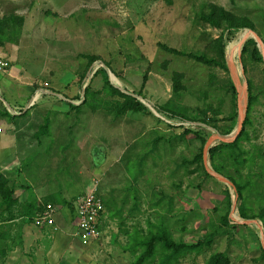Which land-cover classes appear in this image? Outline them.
<instances>
[{
    "label": "rangeland",
    "instance_id": "obj_1",
    "mask_svg": "<svg viewBox=\"0 0 264 264\" xmlns=\"http://www.w3.org/2000/svg\"><path fill=\"white\" fill-rule=\"evenodd\" d=\"M209 4L248 18L256 33H264V0H0V17L13 18L5 31L9 39L0 45V55L10 62L0 73L6 87L0 99V176L18 201L10 209L0 207V264H131L141 251L131 249L134 233L142 238L160 225L175 242L188 245L215 234L200 253L175 264H203L216 252L231 264H264L258 225L239 223L246 219L238 214V197L231 211L235 191L203 175L193 161L200 140L183 134L190 128L208 138L218 130L160 110L169 104L187 115L206 111L220 128L230 123L229 73L162 47L215 56L221 36L225 55L235 56L249 28L202 23L197 14ZM91 57L96 60L89 65ZM240 59L238 53L240 79L251 81L256 96L240 141L250 160L240 171L252 182L245 192L247 212L258 214L264 211V63L246 61L244 67L241 54ZM106 63L120 88L141 91L154 109L145 105L147 111L116 114L114 104L122 99L95 92L103 87L96 71ZM174 72L182 74L179 93L173 91ZM84 85L90 86L86 97ZM7 103L14 106L11 112ZM96 146L103 148L104 160L94 159ZM94 181L104 201L101 236L82 243L73 235L74 212L62 200L74 208ZM25 201H55L59 230L39 227L35 215L20 216ZM226 213L228 227L221 221Z\"/></svg>",
    "mask_w": 264,
    "mask_h": 264
},
{
    "label": "trees",
    "instance_id": "obj_2",
    "mask_svg": "<svg viewBox=\"0 0 264 264\" xmlns=\"http://www.w3.org/2000/svg\"><path fill=\"white\" fill-rule=\"evenodd\" d=\"M207 7H208L207 10L203 9L197 14L198 19L206 25H209L214 28H219L222 30H230L232 28L233 29L249 28L255 30L253 22L250 21L248 18L238 17L232 12L227 11L224 8L215 4H209ZM11 19L13 18L0 17V45H3L5 41L9 39L8 37H5V31H7L6 27H9L8 23L10 22ZM257 33L261 37L264 43V33L262 32H257ZM215 43H216L214 45V47L216 48L215 56H208L206 53L200 51L186 52L185 50L168 47L166 45H162V47L172 54L185 56L187 58H191L195 61L201 62L208 66L216 65L221 69H223L228 74L226 61H225L224 45L222 44V37L220 36L218 39H216ZM238 51L236 52V55L238 54ZM241 58L244 67L246 66V61H250L252 63H264L261 53L259 52L257 44L253 38H249L244 43L241 51ZM94 60H96V58L91 57L89 59L88 64L90 65ZM106 66L108 67L107 63ZM96 73H99L101 75L103 87L101 90H97L95 92L99 94L101 91H105L108 94L117 95L122 99V101L117 100L114 104V110L116 111V114L120 115L127 111L130 112L147 111L145 105L152 107V105H150L145 100L140 99L145 104L144 105L132 95L123 93L118 88L113 86L110 83L107 72L104 68L98 69ZM181 78H182L181 73L174 72L172 77L174 93H179L180 89L182 88ZM110 79L111 82L116 86L123 87L119 83L118 78L114 74L110 73ZM225 83H226V90L232 94L231 101H232L233 110L226 117V119L230 123L224 128L218 127L216 122L217 119L215 117H207L206 111H203V114L200 117L197 115H187L185 112L171 108L169 104L164 105L163 107L160 108V110L170 115L171 117H176L182 121L201 123L206 126H210L214 129H217L222 134H228L233 130L235 126L237 108H236V91L229 76H227V80ZM89 90H90V86L87 85L84 90L85 97ZM137 95L144 97L141 91H138ZM83 101L85 102L86 99ZM255 101H256V96L253 94L252 83L251 81L248 80V108H247V114L243 124L242 132L237 137V139L232 143H218L212 146L208 153V159L211 168L215 172L228 178L234 184L236 188V192L238 194V200L240 201V203L237 206V211L240 218L242 219L259 218L264 229V211L258 214H254V213L249 214L247 212V206H246L247 198H245V192L251 190L252 182L251 179L243 180L240 171L241 167L245 166L246 163L249 162L250 160V158L246 156L247 152L243 149V147H241L240 141L242 138L247 136V132L244 128L250 123L249 113ZM70 107L75 108L78 106H74L70 104ZM5 112L7 115H9L7 111ZM43 128H45V126H42L40 128L39 134L45 132L42 130ZM190 132H192L196 136V138L200 140L201 143L200 151L194 156L193 161L199 164L198 168L201 169V172L205 177H212L206 172L202 158V149L207 138L204 135H202L198 130L194 131L190 128L183 129V134H188ZM231 169L234 171V174L231 173L230 171ZM6 184H7L6 179L0 176V207H3L4 209H10L12 206L17 205L18 201L16 197H14L13 186H7ZM225 194H226L227 204L230 205V194L227 189L225 190ZM47 202L49 201H45L44 203L35 202V201H25L20 205L21 209L19 211V214L20 216L29 218L28 220H30V218H32L36 213L41 211L42 206ZM51 202L55 203V201H50V203ZM62 203L67 205L68 208L72 212H74L73 205L70 202H66V200H62ZM221 221L224 224V226L226 227L229 226L227 213L224 216H222ZM232 227L235 228L236 226L233 225ZM214 235H215L214 232H212L204 240L198 241L195 244L188 245L181 242H175L171 238L167 229L161 225L158 226L157 231H150L148 235L143 236L142 238H139L136 231L134 233V236L132 237L134 242L131 249L134 250L135 248L140 246L141 251L134 257V260L131 264H150L155 259L158 260L159 264H175L181 257L185 256L188 253H196V254L200 253L205 246H209L211 244ZM260 257L264 260L263 248H261ZM203 264H231V263L229 257L224 252H216L210 255L209 258Z\"/></svg>",
    "mask_w": 264,
    "mask_h": 264
},
{
    "label": "water",
    "instance_id": "obj_3",
    "mask_svg": "<svg viewBox=\"0 0 264 264\" xmlns=\"http://www.w3.org/2000/svg\"><path fill=\"white\" fill-rule=\"evenodd\" d=\"M248 33L249 35H247L246 37H244L241 42H240V51H239V61H241L240 59V54H241V51H242V47L244 45V43L246 42V40H248L249 38H253L254 41L256 42L257 44V47L259 49V52L261 53V56H262V59L264 61V43L261 39V37L252 29H248ZM225 61H226V66H227V70H228V73H229V77L234 85V88H235V91H236V108H237V116H236V123H235V126L233 128V130L228 133V134H222L220 133L219 131H215L208 136V138L206 139L204 145H203V149H202V158H203V165H204V168L206 170V172L214 177L215 179L225 183V184H228L232 187V189L235 191L236 193V196H235V201H232V208H231V211L234 212V208L236 207V200H237V197H238V194L236 192V188L234 186V184L226 177H224L223 175L215 172L211 166L209 164H207V158H208V153H209V150L212 146L218 144V143H232L234 142L237 137L240 135V133L242 132V129H243V124H244V121H245V118H246V114H247V108H248V83L247 81H241L240 79V75L238 74V71H237V68H236V65L234 63V61L232 60V58L228 55L226 56L225 55ZM102 67L106 70L107 72V75H108V79L110 81V83L115 86L116 88H118L121 92L123 93H126V94H129V95H132L133 97H135L136 99H138L141 103H143L140 99H142V97L136 95V94H132V93H129V92H125L122 88H120L119 86H116L115 84H113L111 82V79H110V71L109 69L106 67L105 64L102 65ZM240 72L242 74H244V69H243V65L242 63L240 62ZM85 87L86 85H84L83 87V94H84V90H85ZM55 95H58V94H55ZM59 97H61L63 100L65 101H68L69 103H72V104H77L71 100H68L60 95H58ZM81 103V101H79ZM144 104V103H143ZM145 105V104H144ZM188 123H191V124H197L199 125V123H196V122H188ZM201 124V123H200ZM204 125V124H203ZM206 126V125H205ZM206 127H209L211 129H214L210 126H206ZM91 153L95 158H99L101 160H104V156H105V152L103 150V148L101 146H96L94 148H92L91 150ZM240 224H249V223H254L256 225H258L260 231H261V245H262V248L264 249V235H263V228L262 226L259 225L258 221L256 219H246V220H242L239 222Z\"/></svg>",
    "mask_w": 264,
    "mask_h": 264
},
{
    "label": "built area",
    "instance_id": "obj_4",
    "mask_svg": "<svg viewBox=\"0 0 264 264\" xmlns=\"http://www.w3.org/2000/svg\"><path fill=\"white\" fill-rule=\"evenodd\" d=\"M10 68V62L0 55V73L7 72ZM104 210V201L102 195L98 192L97 182L88 188V190L79 198L74 211L73 235L82 243H92L98 241L101 236L100 223ZM56 208L51 203L42 206L40 212L36 213L33 220L39 227H44L50 231L56 232L59 226L55 219Z\"/></svg>",
    "mask_w": 264,
    "mask_h": 264
},
{
    "label": "crops",
    "instance_id": "obj_5",
    "mask_svg": "<svg viewBox=\"0 0 264 264\" xmlns=\"http://www.w3.org/2000/svg\"><path fill=\"white\" fill-rule=\"evenodd\" d=\"M7 75H9V74H7ZM3 76H4V74H3ZM4 89H6L5 85H4L3 83L0 84V99H1V96H2V94H3V92H4ZM5 92L7 93V91H5ZM52 94L55 95L56 93H52ZM58 95H59V94H58ZM56 96H57V95H56ZM68 100H69V99H68ZM71 101H72V100H71ZM30 106H31L30 104H27L23 112H25L26 109H27L28 107H30ZM13 107H14V106H10V105L7 103L8 111L11 112V110H13V109H12ZM21 113H22V112H20V113H15V114H21ZM74 208H75V207H74ZM55 219H56V221H57V223H58V219H60V215L56 213V215H55Z\"/></svg>",
    "mask_w": 264,
    "mask_h": 264
},
{
    "label": "bare ground",
    "instance_id": "obj_6",
    "mask_svg": "<svg viewBox=\"0 0 264 264\" xmlns=\"http://www.w3.org/2000/svg\"><path fill=\"white\" fill-rule=\"evenodd\" d=\"M248 35V31H247V33L244 35V37H246ZM243 37V38H244ZM240 47H241V45H240ZM240 47H239V51H240ZM239 51H238V53H239ZM238 55V54H237ZM237 55H235V56H232V60H234L235 59V57L237 56Z\"/></svg>",
    "mask_w": 264,
    "mask_h": 264
}]
</instances>
